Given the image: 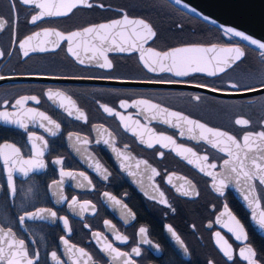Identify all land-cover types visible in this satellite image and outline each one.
<instances>
[{"label":"flooded vegetation","instance_id":"obj_1","mask_svg":"<svg viewBox=\"0 0 264 264\" xmlns=\"http://www.w3.org/2000/svg\"><path fill=\"white\" fill-rule=\"evenodd\" d=\"M90 2L96 6L77 8L63 17L45 16L32 23L31 18L39 12L34 6L25 5L20 0H0V20L5 22L0 30V52L4 53L0 57V76L5 77L0 80V112L19 114L32 108L44 112L60 125L57 134L52 136L40 125L52 126L39 118L29 120L25 117L27 128L0 119V146L14 145L24 160L40 159L44 162L43 168L30 170L24 175L18 170L21 164L17 160L12 167L13 192L8 186L11 161L6 166L3 155H0V228H11L17 239L25 241V249L34 264H74L77 260L79 264H85L87 258L79 257L76 252L79 248L92 257L87 264H123L124 257L113 258L109 252L101 251L106 244L128 253L135 264H248L240 256L241 249L248 246L256 252L257 264H264V234L252 226L249 213L236 200L232 190L226 187L221 195L212 185V176L188 163V159L194 160V157L189 153L177 155L181 148H191L198 156L207 155L208 161L201 166L217 174L223 159L227 158L224 153L202 139H190L192 135L198 137L199 130L189 133L190 126L177 122L174 117L147 109L144 105L132 106L138 100H148L226 131L237 139L245 133L264 131V92L246 97L220 95L263 87L264 51L229 36L167 0ZM125 14L129 18L145 20L156 32V36L144 44L145 50L151 47L164 52L215 44L239 47L245 55L231 68L214 76L191 72L178 77L161 72L159 68L156 72H149L137 52L106 51L105 56L112 67L101 68L98 63H103V58L92 48L111 47L101 45V41L91 40L89 36L79 37L72 44L73 50L85 61L80 64L68 52L67 41H60L57 47V37L43 35L45 30L67 35L122 18ZM37 32L41 35L31 42L32 45H41L48 50L32 51L28 46L29 54L24 56L19 42ZM168 63L170 61L165 62ZM232 83L239 87L231 88ZM209 88L217 91H209ZM49 90L71 97L76 109L84 113V118L77 119L79 113L75 109L72 115H68L60 107L59 99H48ZM22 96H36L40 103L28 101L23 108H13L15 100ZM197 96L199 100L194 99ZM121 102L128 106L121 107ZM63 103L68 106L67 101ZM101 105L112 108L119 115H109ZM165 119L180 126L163 123ZM236 119H246L249 125H237ZM125 124L142 133L145 141L151 138L147 131L151 129L156 134L171 136L175 143L164 141L167 146L161 147L153 139L154 146L149 148L140 142L139 135L125 131ZM30 134L44 137L46 147L39 140H30ZM76 137L80 138L79 142ZM37 150L43 155L36 157ZM3 151L10 153L8 149ZM57 159L62 163L55 164ZM140 161H146L147 165ZM211 163L217 167L208 168L207 164ZM153 168L158 175L153 174ZM61 170L73 173L75 178L61 177ZM81 172L88 180L78 175ZM61 180L63 182L58 183ZM254 186L264 210V188L256 180ZM161 192L167 204L160 202ZM183 192L188 195H182ZM109 196L115 197L120 204L114 203ZM74 197L78 203L69 207ZM85 202L90 206L82 209L80 205ZM225 206L243 226L246 240H237L235 234L224 226L230 223V218L222 215ZM39 208L55 211L56 217L26 219L20 224V216ZM60 217L67 218L68 229ZM141 227L147 230L145 236L139 232ZM169 227L180 237V242L168 232ZM217 233L223 239L217 237ZM117 235L126 237L127 241L117 240ZM145 237L151 243H145ZM64 239L75 246L72 251L63 243ZM225 241L231 246L232 259L222 251ZM3 246L7 252V246ZM135 247L141 250L139 256L132 254ZM52 253H56V260H53Z\"/></svg>","mask_w":264,"mask_h":264},{"label":"snow or ice","instance_id":"obj_2","mask_svg":"<svg viewBox=\"0 0 264 264\" xmlns=\"http://www.w3.org/2000/svg\"><path fill=\"white\" fill-rule=\"evenodd\" d=\"M21 3L25 5H32L36 9L39 10L37 15H34L31 18L32 23H36V21L44 18L45 16H55V17H63L68 16L73 12L74 9L80 7L92 8L94 5L90 0H20ZM181 0H176L177 4H180ZM99 7H104V5H98ZM14 7V5H13ZM4 21L0 20V30H3ZM127 26H131V31H127ZM226 33H231L232 36L239 37L244 41H248L250 44L255 45L257 48L264 50V43L258 42L255 39H251L249 36L243 34L239 31H234L231 28L225 29ZM41 33L37 32L34 35L28 36L23 41L19 42V48L23 50V55L28 56V46H31L32 51H40L44 52L48 49L41 45H32V41L36 40ZM45 37L55 36L57 37L56 45L59 46L60 41L68 42V52L71 53L80 64H84V60L80 58L79 54L73 50L72 44L79 37L85 36H93L94 38L101 41V45L105 42L109 43L113 47L104 48V47H93L92 51L96 53L99 52V57L103 58V63H98V66L101 68H111L112 64L105 56V52L109 50H117V51H139L140 52V60L143 62L144 67L149 72H156L157 68L161 72H170L175 76H186L191 72H206L209 76L217 75L220 72H224L227 68H231L234 64L241 60L244 57L245 53L239 47H226V48H217L215 46L209 48L203 47H182L175 48L169 51H156L153 48L149 47L145 50L144 44L148 42V40L154 38L156 36V32L153 27L143 19H130L126 14L123 15L122 19L113 20L109 23H102L99 25H92L83 28L80 31H73L67 35L54 30H45L43 32ZM79 46V45H77ZM88 49H85L87 51ZM211 54V55H209ZM4 55L3 52H0V57ZM147 57V58H146ZM94 59L97 57L94 55ZM166 61H170L167 65ZM4 76H0V80H4ZM150 83H172V81H148ZM198 87H202V85H197ZM230 87L233 89L238 88L239 86L236 83L230 84ZM209 91H217V89L209 88ZM264 89L259 88H245V92H255L262 91ZM48 99L56 100L59 99L61 101L60 107L64 108L65 111L68 112V115L73 114V109H75L79 114L76 116L77 119L84 118V113L80 112L79 109H76L75 102L72 101L71 97L66 96L64 93L59 91L49 90L47 92ZM194 99L199 100L200 97H194ZM32 101L36 104H39L40 101L36 96H22L19 99L15 100V103L12 105L13 108L23 106L28 102ZM67 101V105L63 103ZM6 103V102H5ZM140 105H144L147 109L155 110L158 113H165L168 117H174L177 122H183L184 124L189 125L187 131L189 133H194L196 130H199L198 137L197 135H192L190 139H202L206 143L210 144L213 148H216L219 152L224 153L227 157L223 159L222 168L223 171L219 173V180L217 182L216 191L223 195V190L228 186V181H234L238 186L243 185L247 186L248 192L244 195V199L249 201V206L251 207L253 204L259 206V201L253 198L249 200V197L253 195L255 192V188L252 184L254 180L258 181L260 185H264V131H260L258 133H245L241 139H237L232 134H229L226 131H222L219 129H215L207 126L204 123L199 121L190 119L188 116L183 115L179 112L170 111L167 108H162L158 104H153L148 100H138L132 106L137 107ZM121 107H127L128 105L125 102H121ZM103 110L107 112L109 115H119L114 112V110L105 105H101ZM25 117L29 120H35L39 118L41 121H47L48 125L52 127H46L43 123H41V127L45 128V131L49 132L50 135L55 136L57 134L56 130H59L60 125L52 120L48 115L44 112L37 111L35 109L29 108L26 109L23 113H10V112H0V119H3L5 122L14 123L22 128H27V123L25 122ZM155 116H153V119ZM123 122L124 117H120ZM139 124V122H136ZM163 123L169 124L172 127H179V123H173L169 119L163 120ZM235 124L241 126H248L249 121L246 119H236ZM125 131H131L134 136L139 135L141 137L140 142L146 143L147 147H153L152 140L154 139L156 143H159L161 147H166L164 141L169 143H175L171 136L164 135L163 133L156 134L151 129H147V131L151 134V138L148 141L143 139V134L138 133L137 130L130 128L127 124H125ZM55 129V130H53ZM184 133L181 132V135ZM30 140H39L46 147L47 141L44 140L42 136H35L34 134L29 135ZM71 139V136L69 137ZM79 142L80 138L76 137ZM107 143V141H105ZM33 148L36 149V145L33 144ZM4 149L10 150L9 152L3 151ZM118 156H122L118 150ZM182 153H189L195 159H188L189 164H195L199 167L200 171L205 172L206 175L212 176L214 180L217 179L216 174L210 171H206L203 166H201L204 162L208 161V156H198L196 152H194L191 148H181L177 155H181ZM0 155H3L4 164L9 166L8 173V186L14 192L13 178H12V167L16 164L17 160L20 162L21 167L18 169L23 172L24 175L28 174V171L43 168L44 162L40 159H27L24 160L20 157V150L16 148L14 145L5 144L0 146ZM36 157H40L43 155L42 151L37 150L35 152ZM163 156V153L160 154ZM15 157V159H13ZM187 159V157H184ZM55 164H61L62 161L57 159L54 161ZM139 163H143L147 165L146 161H140ZM26 166V167H25ZM139 167V164L137 165ZM208 168L215 169L217 165L215 163L207 164ZM97 170L100 169V165H96ZM153 174L158 175L156 169H151ZM61 177L69 176L75 178L73 173L65 172L61 170ZM83 177L84 180H88V177L84 175L83 172L78 174ZM61 180L58 183H62ZM169 182H171V178H169ZM90 184L91 181H88ZM190 183V182H189ZM82 186V185H81ZM183 187V186H181ZM108 196L107 193H105ZM182 195H188L187 192H183ZM161 203L167 204V201L164 200V194L160 193ZM64 197H61L63 199ZM110 200L114 201L116 204H120L119 200H116L115 197L109 196ZM77 200L74 197L69 204V207H75L77 205ZM89 203L85 202L80 205L82 209L89 207ZM94 207V206H93ZM129 215H132L130 212ZM222 215H226L230 218V223L225 224L224 226L228 228L229 232H233L237 240L247 239V235L244 232L243 226L240 224L239 220L236 219L235 216L231 214L228 210L227 206H225L224 212ZM259 225L264 228V211L259 212ZM56 217V212L47 208H39L33 212H27L25 215L19 217L20 224H24L25 220H44L47 217ZM63 220V224L65 229H68V220L65 217H60ZM253 219H257V214L253 213ZM108 224L107 221H105ZM141 236H145L147 230L143 227L139 229ZM168 232L172 234L177 240L180 242V237L176 235V232L173 231L171 227L168 228ZM95 236L99 237L100 233H95ZM217 237H220V234H216ZM63 239V238H62ZM116 239L121 242H126L127 238L124 236L117 235ZM220 239H223L220 237ZM145 243H151L145 237ZM63 243L68 246L69 251L75 247L74 245H69L68 240L64 239ZM7 246L8 251H5V247ZM101 251H107L110 255H113V258L124 257L123 264H135V262L129 258V254L125 252L118 251L116 248L112 247L111 244H106ZM187 251V249H185ZM222 251L229 258L232 259V250L231 246L227 245V241L224 242V246L222 247ZM76 252L79 253V257H86L87 261H91L92 257L85 252L83 248L76 249ZM132 254L135 256H139L141 254V250L139 247H135L132 249ZM240 256L244 260L248 262V264H257L255 259L256 252L250 246L241 249ZM53 260H56V253H52ZM0 264H34V260L29 258V255L25 249V241L22 239H17L15 234L13 233L11 228H0ZM74 264H79V260L75 261ZM211 264V262H209Z\"/></svg>","mask_w":264,"mask_h":264},{"label":"water","instance_id":"obj_3","mask_svg":"<svg viewBox=\"0 0 264 264\" xmlns=\"http://www.w3.org/2000/svg\"><path fill=\"white\" fill-rule=\"evenodd\" d=\"M177 8L185 11L186 13L198 18L199 20L210 24L212 26L217 27L221 31L225 32L226 28H231L234 31L242 32L243 34L249 36L251 39H255L258 42L264 43V0H181L180 4L176 3V0H167ZM122 19V18H119ZM136 19V18H130ZM117 20V19H116ZM111 22V21H110ZM109 23V22H107ZM99 25V24H98ZM127 31H131V26H127ZM229 36L257 49L255 45L250 44L248 41H244L239 37L232 36L231 33H226ZM91 40H93V36H89ZM96 41H100L96 39ZM108 45L113 47L109 43L105 42L103 45ZM215 46L217 48H226L219 45H193L187 47H203L209 48ZM182 48V47H181ZM264 51V50H261ZM110 53H118L121 51L117 50H109ZM125 52H137L140 58L139 51H123ZM211 55V54H209ZM74 57V56H73ZM142 62V61H141ZM143 63V62H142ZM228 69V68H227ZM206 73V72H203ZM221 73V72H220ZM219 74V73H218ZM259 89H264L260 87ZM262 91H255V92H241L236 94H220L221 96H253L260 93ZM223 164V163H222ZM222 166V165H221ZM223 171L221 170L217 172L216 176L217 179L213 181L214 187H217V182L219 180V173ZM254 186V181L252 182ZM227 187H229L233 195L235 196L236 200L244 207V209L249 213V219L252 226L260 233L264 234V228H262L259 223L257 222L259 219V212L264 211L261 208V204L259 198L257 196V192L253 193L252 196L249 197V200L255 198L259 201V206L253 204L251 207L249 206V201L244 199V195L247 194L248 188L247 186L237 185L234 181H228ZM264 188V185H262ZM255 188V186H254ZM257 214V219H253V213Z\"/></svg>","mask_w":264,"mask_h":264},{"label":"rangeland","instance_id":"obj_4","mask_svg":"<svg viewBox=\"0 0 264 264\" xmlns=\"http://www.w3.org/2000/svg\"><path fill=\"white\" fill-rule=\"evenodd\" d=\"M245 82H247V81H245Z\"/></svg>","mask_w":264,"mask_h":264}]
</instances>
